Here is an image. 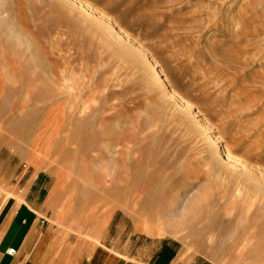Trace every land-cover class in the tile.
<instances>
[{
	"label": "rangeland",
	"instance_id": "rangeland-1",
	"mask_svg": "<svg viewBox=\"0 0 264 264\" xmlns=\"http://www.w3.org/2000/svg\"><path fill=\"white\" fill-rule=\"evenodd\" d=\"M84 1L251 169L214 160L133 48L68 0H0V169L49 175L43 216L63 244L264 264V0Z\"/></svg>",
	"mask_w": 264,
	"mask_h": 264
},
{
	"label": "crops",
	"instance_id": "crops-1",
	"mask_svg": "<svg viewBox=\"0 0 264 264\" xmlns=\"http://www.w3.org/2000/svg\"><path fill=\"white\" fill-rule=\"evenodd\" d=\"M50 192L46 172L24 171L19 166L11 173L0 169V264L194 263L183 262L179 253L169 261L159 259L161 240L156 255L127 253L100 244L97 238L80 237L77 242L63 244L43 216ZM12 249L15 253L10 252Z\"/></svg>",
	"mask_w": 264,
	"mask_h": 264
},
{
	"label": "bare ground",
	"instance_id": "bare-ground-1",
	"mask_svg": "<svg viewBox=\"0 0 264 264\" xmlns=\"http://www.w3.org/2000/svg\"><path fill=\"white\" fill-rule=\"evenodd\" d=\"M68 1L72 4V6H75L83 14L90 16L92 15L93 18L95 16L96 20L98 19L102 26L104 25L103 27L106 26L107 29H109V31L111 32V38L113 39V41L115 40V43L118 46H124V48L125 46H129L133 48L132 52L131 50H129V48L127 49L126 47L127 52L131 51L133 53L131 55L140 59L139 61L140 63H142L141 69H143L144 77L146 76L148 80V85L154 89L156 88L157 91L162 94V96L171 100L184 116L190 118L189 120L194 121L195 125L200 128L202 132V137L206 139L207 151L210 153L211 157L214 160L224 161L227 163V166L237 170L240 169V171L248 172L251 169L250 166H248L246 163H244L241 159H239L232 153L229 146L221 143L218 136L214 134L213 129L210 128V124L204 114L192 103L185 100L172 87L166 74L164 73L158 62L155 61L153 56L147 53V51H145V49H143L140 45H137V43L133 39H131V37L114 21H112L111 18L107 17L105 14L92 7L86 1ZM5 4L6 3H0V14L3 12L6 13L3 17H0L1 26H5L7 24L8 19L10 18V9L7 8ZM118 153H122V150L120 149ZM252 170L254 169L252 168Z\"/></svg>",
	"mask_w": 264,
	"mask_h": 264
},
{
	"label": "built area",
	"instance_id": "built-area-1",
	"mask_svg": "<svg viewBox=\"0 0 264 264\" xmlns=\"http://www.w3.org/2000/svg\"><path fill=\"white\" fill-rule=\"evenodd\" d=\"M10 252H11V253H15V250H14V249H12V250H10Z\"/></svg>",
	"mask_w": 264,
	"mask_h": 264
}]
</instances>
